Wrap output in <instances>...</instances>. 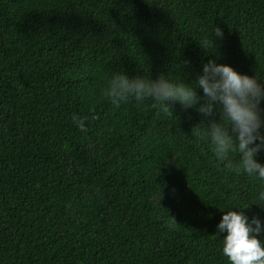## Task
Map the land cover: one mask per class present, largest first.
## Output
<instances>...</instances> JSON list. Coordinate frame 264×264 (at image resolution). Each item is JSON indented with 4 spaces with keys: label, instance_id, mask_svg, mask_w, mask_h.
<instances>
[{
    "label": "trees",
    "instance_id": "1",
    "mask_svg": "<svg viewBox=\"0 0 264 264\" xmlns=\"http://www.w3.org/2000/svg\"><path fill=\"white\" fill-rule=\"evenodd\" d=\"M210 59L264 83V0H0V264H229L217 225L264 222V181L218 164L195 109L101 95Z\"/></svg>",
    "mask_w": 264,
    "mask_h": 264
},
{
    "label": "clouds",
    "instance_id": "2",
    "mask_svg": "<svg viewBox=\"0 0 264 264\" xmlns=\"http://www.w3.org/2000/svg\"><path fill=\"white\" fill-rule=\"evenodd\" d=\"M212 35L223 39V30L217 26L211 35L203 38L200 46L205 51L215 47ZM188 63L185 61V65ZM197 89H202L203 97L198 95ZM101 95L114 107H119L129 99L137 103L150 100L157 115L161 111L171 112L174 102H179L185 110L195 109L208 123L204 127L197 125L193 132L199 135L203 130L204 135L210 137L218 164L229 172L242 171L264 181V165L256 159L264 151V134L261 133V128H264V108H261L264 103V83L257 77L242 75L232 67L210 59L203 65V74L198 75L193 84L166 78L163 74L152 80L139 75L129 77L121 71L106 81L101 88ZM217 115L219 120L215 118ZM72 119L80 131H87V117L74 114ZM234 154H238V160ZM162 168L157 178H161V185L165 189L167 184L163 179L165 173L161 171ZM260 199L264 200V192H261ZM243 210L224 212L217 225V235L226 233L222 253L229 264H264V240L258 238L264 234V222L258 217L249 221ZM171 223L177 224L173 216Z\"/></svg>",
    "mask_w": 264,
    "mask_h": 264
}]
</instances>
